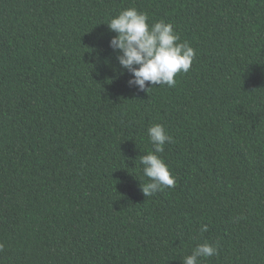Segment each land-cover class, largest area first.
<instances>
[{
  "label": "trees",
  "instance_id": "16d2710c",
  "mask_svg": "<svg viewBox=\"0 0 264 264\" xmlns=\"http://www.w3.org/2000/svg\"><path fill=\"white\" fill-rule=\"evenodd\" d=\"M130 7L196 50L174 87L129 86L107 22ZM153 124L176 184L145 197ZM204 242L200 264H264V0H0V264H183Z\"/></svg>",
  "mask_w": 264,
  "mask_h": 264
},
{
  "label": "clouds",
  "instance_id": "9594fccd",
  "mask_svg": "<svg viewBox=\"0 0 264 264\" xmlns=\"http://www.w3.org/2000/svg\"><path fill=\"white\" fill-rule=\"evenodd\" d=\"M107 25L116 33L110 40V47L118 52L122 70L131 74L129 86L139 91L148 92L152 86L160 85L174 87L177 74L187 73L196 57V50L188 41H181L171 23L160 20L149 24L148 15L134 7L121 10ZM147 131L153 150L140 156L143 174L148 178L147 183L141 184V190L145 197H150L165 188L175 187L176 178L158 155L164 152L166 143L174 142V138L163 124H153ZM207 230L205 224L201 231ZM3 248L0 243V251ZM218 252V243H200L182 259L183 264H200L201 258H210Z\"/></svg>",
  "mask_w": 264,
  "mask_h": 264
}]
</instances>
